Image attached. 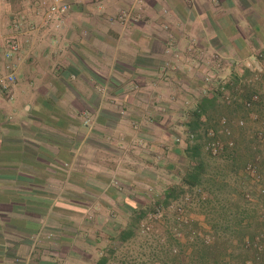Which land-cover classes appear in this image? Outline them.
<instances>
[{
    "label": "crops",
    "instance_id": "obj_1",
    "mask_svg": "<svg viewBox=\"0 0 264 264\" xmlns=\"http://www.w3.org/2000/svg\"><path fill=\"white\" fill-rule=\"evenodd\" d=\"M52 1L0 0V264H105L140 195L179 177L207 78L264 56V0H63L58 27Z\"/></svg>",
    "mask_w": 264,
    "mask_h": 264
},
{
    "label": "rangeland",
    "instance_id": "obj_2",
    "mask_svg": "<svg viewBox=\"0 0 264 264\" xmlns=\"http://www.w3.org/2000/svg\"><path fill=\"white\" fill-rule=\"evenodd\" d=\"M209 95L216 101L183 128L189 153L174 158L183 168L170 196L166 187L140 195L144 208L121 224L119 236L130 235L105 243V264H264V56L217 87L207 81L200 97ZM191 159L200 166L195 185L182 183Z\"/></svg>",
    "mask_w": 264,
    "mask_h": 264
},
{
    "label": "built area",
    "instance_id": "obj_3",
    "mask_svg": "<svg viewBox=\"0 0 264 264\" xmlns=\"http://www.w3.org/2000/svg\"><path fill=\"white\" fill-rule=\"evenodd\" d=\"M69 4L63 0H53L48 3L43 9V20L45 23H51L54 26H60L66 13L69 11ZM22 19H13L12 26L15 33L6 40V46L3 51V56L5 59H11L13 56L17 55L21 51V43L17 37V32L22 30ZM16 80V75L13 72L0 75V95L9 90L10 86ZM207 81L212 82L211 77L207 78ZM225 122V119H222ZM189 137L193 138L194 134L189 133ZM231 144V142L229 143ZM252 166L248 165L247 169H251Z\"/></svg>",
    "mask_w": 264,
    "mask_h": 264
},
{
    "label": "trees",
    "instance_id": "obj_4",
    "mask_svg": "<svg viewBox=\"0 0 264 264\" xmlns=\"http://www.w3.org/2000/svg\"><path fill=\"white\" fill-rule=\"evenodd\" d=\"M210 99H208V98H206V97H204V98H202L201 99V101H200V104H199V107L197 108V110H196V112H195V118L197 119L202 113H203V110H204V108H205V104H206V102L207 101H209ZM197 150V149H196ZM189 153V149L188 148H184V150L182 151V152H180L179 151V154H185V153ZM192 157H195V156H192ZM192 161H190V162H192V168H193V172L192 173H190V171L187 173V175L184 177L183 176V178H182V183L184 184V183H187V184H192V185H195L196 183H198V181H199V179H198V171H197V169L200 167L199 166V164L197 165V164H195V163H193V162H195L194 161V159H191ZM192 168H191V170H192ZM194 169H196V170H194ZM168 188H166V190H165V194H164V197H169L170 196V190H167ZM128 235H130V232H127V233H125V234H122L120 237H121V239H124V238H127L128 237Z\"/></svg>",
    "mask_w": 264,
    "mask_h": 264
}]
</instances>
